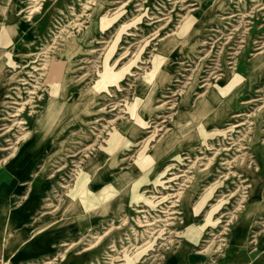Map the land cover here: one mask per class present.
<instances>
[{
    "label": "rangeland",
    "instance_id": "obj_1",
    "mask_svg": "<svg viewBox=\"0 0 264 264\" xmlns=\"http://www.w3.org/2000/svg\"><path fill=\"white\" fill-rule=\"evenodd\" d=\"M259 4L264 0H0V119L6 118L0 129L11 127L8 139L47 133L43 141L52 145L50 153L76 155L60 162L59 168H68L69 172L58 177L68 188L57 194V203L53 204L57 211L78 205L79 194L71 192L83 184L100 207L95 230L87 233L86 225L66 243L90 235L85 241L41 258H18L23 245L15 241L8 248L7 232L12 229L0 223V264H45L54 258V264H108L106 256L116 253L125 255V264H180L193 254L198 259L192 264H222L237 250L251 256L250 262L261 260L264 49L255 50L253 42L264 38V11H258ZM204 7L208 12L203 13ZM232 14L237 16L230 17ZM203 41L207 42L204 46ZM35 59L42 60L37 62L42 65L34 68L36 64L30 62ZM229 62H235L238 70ZM162 68L167 70L163 73ZM216 70L219 77L209 78ZM17 72L20 77H16ZM20 78L27 85L21 86ZM202 79H211L205 88L196 84ZM144 87L146 91L141 92ZM11 88L17 90L12 91L16 104L4 106L5 90ZM206 91L217 100L212 95L205 97ZM169 99L172 109L171 105L156 109ZM13 112L20 116L7 117ZM19 120L23 126L18 125ZM237 123L243 125L233 130L234 142L223 140L222 132ZM161 141L166 146L159 149ZM8 144L0 143V166L8 162V168L15 169L10 189L15 184L30 186L41 161L31 160L26 169L16 167L18 157H9L14 149L1 151ZM156 149V157H151ZM196 150L203 160L192 166L196 160L192 156L178 165V157H189L188 153ZM171 163L178 165V174L185 175L173 188H187L172 208L175 214L159 223L157 229H164V234L155 237L151 233L154 231L140 227L142 215L136 212L150 209V222L158 214L157 209L151 210V201L172 192L165 189L162 173ZM244 180L248 182L242 183ZM247 185L251 188L244 189ZM26 187L23 193L14 194L16 197L8 195L13 197L8 210L17 208L28 193ZM17 188L16 192L23 191ZM33 188L42 196L35 182ZM165 205L170 208L169 203ZM56 207L37 209L16 228L17 232L29 230ZM224 213H232L235 221L245 220L247 245L238 247L234 243L233 223L224 226L232 217L221 218V223L211 226ZM62 223L83 226L79 221ZM108 230L99 242L94 238ZM185 232L193 244L181 252L180 245L189 240ZM253 241L261 242V251H256L255 243L250 244ZM91 244L95 246L82 252ZM111 246L116 247V253L110 252ZM64 253L66 259L61 260Z\"/></svg>",
    "mask_w": 264,
    "mask_h": 264
},
{
    "label": "bare ground",
    "instance_id": "obj_2",
    "mask_svg": "<svg viewBox=\"0 0 264 264\" xmlns=\"http://www.w3.org/2000/svg\"><path fill=\"white\" fill-rule=\"evenodd\" d=\"M239 1V0H238ZM254 1V0H253ZM92 3V2H91ZM29 5H32V4H29ZM85 5V4H84ZM99 5V4H98ZM100 6V5H99ZM98 7V6H97ZM257 8H259L258 11H264V4H259L256 6ZM35 8V7H34ZM147 8V7H146ZM32 9V8H31ZM121 10V9H120ZM208 8H205L204 7V11L203 13H206L208 12ZM225 10H229V7H226ZM194 11V10H193ZM107 12V11H106ZM109 13V12H108ZM163 13V12H162ZM234 13V12H233ZM225 14V13H223ZM229 14V13H228ZM109 15V14H108ZM239 15V14H238ZM30 16V15H29ZM237 14H232L230 17H236ZM187 17V16H186ZM189 17V16H188ZM191 17V15H190ZM135 18V17H134ZM195 18V17H194ZM224 19H228L229 16L227 17H223ZM187 20V19H186ZM159 21V20H157ZM156 21V22H157ZM103 22V21H102ZM104 23V22H103ZM183 23V22H182ZM205 23H209V22H205ZM204 24V22L202 23ZM234 24V23H233ZM181 25V24H180ZM104 27V26H103ZM106 29V28H105ZM133 29V28H132ZM127 30V29H126ZM129 30V29H128ZM188 31V30H187ZM217 31H215L216 33ZM157 33V32H156ZM218 33V32H217ZM228 33V32H227ZM132 34V33H131ZM55 36V35H54ZM114 36V35H113ZM184 36V35H183ZM92 37V36H91ZM72 38V37H71ZM93 38V37H92ZM120 38V37H119ZM66 39V38H65ZM83 39V38H82ZM257 39H261L260 41L258 40H255L253 41L254 44H255V50H262L264 49V41H263V37H258ZM146 40V39H145ZM149 41V40H148ZM252 41V40H250ZM249 41V43H250ZM67 42V41H66ZM31 43V42H30ZM69 43V42H68ZM70 44V43H69ZM207 42L206 41H203L201 43L202 46L206 45ZM109 45V44H108ZM122 45V44H120ZM235 46V45H234ZM66 47V46H65ZM71 47V46H70ZM94 48V47H93ZM107 48V47H106ZM211 49V48H210ZM189 50V49H188ZM3 51V50H2ZM10 51V50H9ZM105 51V50H104ZM74 52V51H73ZM64 53H66V50L64 51ZM136 53V52H135ZM62 54V53H61ZM132 54V53H131ZM35 55V54H34ZM60 55V54H59ZM72 55V54H71ZM30 55H28L29 57ZM70 56V55H69ZM1 57V56H0ZM133 57V56H132ZM211 58V57H210ZM91 59V58H90ZM145 59V58H144ZM231 59V58H230ZM38 61H42V60H33L31 61L30 63L31 64H36L34 65L33 67L34 68H37L39 66H41L42 64H37ZM163 62V61H162ZM92 63V62H91ZM113 63V62H112ZM235 63V62H234ZM233 62H229L228 64L230 65H233V67L237 68L238 65L234 64ZM69 64V63H68ZM72 64V63H71ZM122 64V63H121ZM6 66V65H5ZM64 66V65H63ZM27 66H24L23 68H25ZM123 67V66H122ZM18 68V66H17ZM96 68V67H95ZM130 69V68H129ZM12 70V69H11ZM167 69L165 68H162L161 69V72L164 73V71H166ZM238 70V68H237ZM47 71V70H46ZM158 71V70H157ZM185 71V70H184ZM217 71L219 70H216V71H213L210 75L209 78L211 79H217L219 77V75L217 74ZM140 73V72H139ZM126 74V73H125ZM16 77H20V72H17L16 73ZM185 75V74H184ZM188 75V74H187ZM186 75V76H187ZM140 77V76H139ZM22 78V77H21ZM18 79L19 82H21V86H24V85H27V82L25 81V79ZM181 78V77H179ZM211 79H202L200 82H197L196 84H201L200 88H205L208 86V82L211 80ZM54 80V79H53ZM53 80L51 79V81L49 82H53ZM132 81V80H131ZM175 82H177L178 80H174ZM55 83V82H54ZM128 83V82H127ZM146 83V82H145ZM203 83V84H202ZM32 84V83H30ZM144 84V83H143ZM154 84V83H153ZM34 85V84H33ZM142 85V84H141ZM180 85V84H179ZM237 85V84H236ZM226 86V85H225ZM16 87V86H15ZM150 89V86L148 85L147 86V91ZM27 88V87H26ZM216 88V87H215ZM22 89H25V88H22ZM21 89V90H22ZM49 89V88H48ZM2 91H4V89H1ZM14 91V93H16V89L15 88H11L9 90H5L7 94H5L4 96V99L7 100L3 103L4 106H7V105H15L16 103H14V98L12 97L13 95L15 96L14 93H12V91ZM195 90V89H194ZM32 91V90H31ZM143 91H146V87H144V89H142L141 92ZM173 91V90H172ZM199 91V90H198ZM218 91V90H217ZM231 91V90H230ZM152 92V90H151ZM219 92V91H218ZM48 93V92H47ZM53 93V92H52ZM103 93V92H102ZM82 94V93H81ZM147 94V93H146ZM161 94H163L161 92ZM36 95V94H35ZM175 94H172V96H174ZM205 97H209L210 95L214 96L213 99L214 100H217V97H215V95L211 94L210 91H206V93L204 94ZM29 96V95H28ZM109 96V95H108ZM147 96V95H145ZM164 99H167L168 97H166L165 95H161ZM223 96V94H222ZM96 97V96H95ZM80 98V97H79ZM133 98V97H132ZM149 98V97H148ZM12 100V101H10ZM90 100V99H89ZM92 100V99H91ZM16 101V100H15ZM138 101V100H137ZM253 102H256V101H259V100H252ZM21 102V101H20ZM79 102V101H78ZM90 102V101H89ZM108 102V100H107ZM145 102V101H144ZM127 103V102H126ZM136 103V101H135ZM158 103V102H157ZM52 104V103H51ZM81 104V102H80ZM259 104V103H258ZM47 105V104H46ZM167 105H171L170 106V109H172L173 107V101L171 99L169 100H166L163 104H161L160 106H158L156 109L159 111L160 108H163L164 106H167ZM78 106V105H77ZM92 106V104H91ZM146 106V105H145ZM15 107V106H14ZM21 107V106H20ZM18 107V108H20ZM47 107V106H46ZM76 107V106H75ZM113 107V106H112ZM11 108V106L7 107V109ZM13 108V107H12ZM17 108V109H18ZM148 108V107H147ZM220 108H222L220 106ZM61 109V108H60ZM65 109V108H64ZM49 110V109H48ZM47 110V111H48ZM58 110V109H57ZM125 110V109H124ZM149 110V108H148ZM46 111V110H45ZM16 112H20L19 110H17ZM57 112V111H56ZM70 112V111H69ZM137 112V111H136ZM148 112V111H147ZM14 113V112H13ZM72 113V112H71ZM80 113V112H79ZM94 113V112H92ZM189 113V112H188ZM161 114V113H160ZM163 114V113H162ZM197 114V113H195ZM85 115V114H84ZM20 116L18 113H14L12 116L11 114L9 113L7 115V117H18ZM109 116V115H108ZM241 115H234L233 117L236 118V117H239ZM75 117V116H73ZM112 117V116H111ZM194 117V116H193ZM72 118V117H71ZM109 118V117H108ZM114 118V117H113ZM6 118H2L0 119V123L2 121H5ZM10 119V118H9ZM54 119V118H53ZM52 119V120H53ZM70 119V118H69ZM106 119V118H105ZM59 120V119H58ZM145 121V120H144ZM99 123V122H98ZM17 124V123H16ZM18 125H24V123L22 121L19 120L18 122ZM152 125V124H151ZM199 125V124H198ZM243 124L242 123H237V124H231V126H229V128L225 129L224 132H222L223 134V140H232V142H234V136L232 135L233 133V130L234 129H237L239 128L240 126H242ZM25 127V126H24ZM95 127V126H94ZM156 128V127H155ZM204 129V128H203ZM25 129H23L24 131ZM27 130V129H26ZM25 130V131H26ZM115 130V129H114ZM0 131H3L2 134H0V143H6V142H9V146L4 148L3 150L1 151H7V150H10V149H14L13 153L10 154V158H16L18 157L17 161H16V167H21V168H24L26 169L28 166H29V163L31 160L33 159H38V161H41L42 165H40L39 167H37V169H39L38 172H33V175L32 177L34 178V180L37 178V180H33L32 184L29 186L28 183H23L19 188H17L18 190H25V187L28 186V193L22 198V200L19 202L17 208L15 210H8V204L11 200V198L13 197H16L15 195L13 197H9L8 194L6 193V191L8 189H10V187L12 186L11 182H12V172H13V169H9L8 168V162L5 163V165H1L0 166V223H3L4 225L6 224L8 226V229L11 228V229H16L17 226L21 225L27 218H29L31 215H33V213L35 212V210H37L36 208L37 207H40L41 209H46V207H56V206H53V204L57 203L56 202V197H58V193H61L63 190L67 189V185H65V183L63 182V180H60V178H58L60 175H63V173H68L69 170L68 168H59L60 165V162H63L65 161L67 158H70L72 159L73 157H75L76 155H63V157L61 156V154H59V157L58 154L56 153H50V151L52 150V145L51 144H47L46 141H43L44 140V137H46L47 133H42V132H38L34 135H32L31 137H27V134L23 135L22 137L20 138H14V137H11V139H8L7 137H10V131H11V127H4V128H1ZM22 131V132H23ZM72 131V130H71ZM108 131V130H107ZM158 131V130H157ZM246 131V130H245ZM203 132V130H202ZM212 132V131H211ZM96 133V132H95ZM152 135V134H151ZM105 136V135H104ZM108 138V137H107ZM124 139V138H123ZM104 140V139H102ZM131 140V139H130ZM1 141H4V142H1ZM15 141V142H14ZM121 141V140H120ZM228 142V141H227ZM84 144V143H83ZM13 145V146H12ZM18 145V146H17ZM178 145V144H177ZM3 146V145H2ZM1 146V147H2ZM100 146V145H99ZM166 146V143H164V141L161 143H159L158 147L159 149H162V147L164 148ZM202 145H200L201 147ZM16 147V148H15ZM102 147V146H101ZM121 147V146H120ZM119 147V148H120ZM206 147H208V145H206ZM219 147V146H218ZM223 147V146H222ZM225 147V146H224ZM141 148V147H140ZM139 148V150H140ZM209 149H211L212 147H208ZM158 149V148H157ZM154 150V152L151 154V157H156V154L159 152L158 150ZM238 149V148H237ZM113 150V148H112ZM110 150V151H112ZM195 150V149H194ZM25 152L23 154V157H19L20 155V152ZM134 151V150H133ZM138 151V150H137ZM202 151V150H201ZM244 151V150H243ZM203 152V151H202ZM216 152V151H215ZM196 153H199V151H193L192 153H188V156L189 157H186L187 155L186 154H182V155H185V157L183 158H179L178 157V160H177V163L178 165H180V162L182 161H186L188 160L190 157L192 158V156L195 157V161L193 162L192 166L198 164L201 160H203V157H198ZM139 154L140 155H143V152L142 151H139ZM138 155V156H140ZM8 157V158H9ZM174 157V156H173ZM176 157V156H175ZM7 158V159H8ZM41 158H43V160H41ZM234 158V157H233ZM114 160V159H113ZM74 161V160H73ZM79 161V160H78ZM67 162V160H66ZM109 163H112V162H109ZM170 163V162H168ZM28 165V166H26ZM77 165V164H76ZM140 165V164H139ZM178 165H175L173 163L167 165L163 172L165 175L164 177V182L163 184H167L165 186V189H169V191H172L171 193H167L166 195H161L159 197H154L152 198V201H151V210H154L156 211L157 209V212L158 214H156L152 219V221L150 222V209L147 211H145L144 209H139L137 210L136 213H139L140 215H142V218L143 221H138V224L140 225V227L142 228H145V231L146 230H149V231H154L151 232L152 234H155V237H159L160 235L164 234V229L161 230L160 229H157L158 228V225L159 223L161 222H164L163 219L164 217L167 218V216H170V215H173L175 214V211H172V208L174 209V204L176 202H180V199L182 197V194H183V191L185 188H178V189H174L173 187H175V185H179L178 183V180L180 181V179L183 177H185V175L183 173H180L178 174V172H181V171H178V170H175V167ZM226 165V164H225ZM80 166V165H79ZM94 166V165H93ZM123 166V165H122ZM75 167V166H74ZM140 167V166H139ZM184 167V166H183ZM205 167V166H204ZM71 168V167H70ZM73 169V168H72ZM206 170V168H205ZM177 171V172H175ZM74 172V171H73ZM51 173V174H49ZM85 173V172H84ZM141 173V172H140ZM80 174V173H79ZM78 174V175H79ZM241 174V173H240ZM86 175V174H85ZM84 177V176H83ZM226 177V176H225ZM59 179L60 181L62 182H56V180ZM70 179V178H69ZM191 179V178H190ZM243 179V178H241ZM67 180V179H66ZM189 180V179H188ZM217 180V179H216ZM58 181V180H57ZM83 181V180H82ZM182 181V179H181ZM215 181V180H214ZM222 180H220V183H221ZM234 181V180H233ZM241 181V180H240ZM34 182L36 184V186H40L41 190L43 191V194L42 196H39V193L38 191L36 192L33 188L34 186ZM81 182V181H79ZM245 182H248V180H244L242 181V183H245ZM53 183H56V186L53 184ZM182 183V182H181ZM180 183V184H181ZM219 183V182H218ZM73 184V183H72ZM170 184V185H169ZM216 184V183H215ZM223 184V183H222ZM182 186V185H181ZM27 188V187H26ZM76 190L75 192L73 191V189H69L72 190L73 192H71V194L73 193H77L79 194V197H78V205H76L75 207H72L71 209L68 208V211H65L61 208V210L57 211V208H55L54 211L52 212H55V216H48L46 215L45 217H43V220H42V223H36L35 224V227H34V230H38L40 233L42 232H45L43 235H41L40 238H38L36 240V242L34 243V247L39 250L40 252H43V253H46V255L48 254H51L53 252H58V251H63V249L65 247H69V249H72L74 248L78 243L80 242H83L86 240V238H88L89 236L88 235H85V236H79L80 239H78L76 242H72V243H66L67 241H71V237L72 236H76V232L75 230L78 229L79 227L75 226V227H72L71 225L69 224H63L62 221H65V220H72V217L71 215L72 214H75L77 213L78 215H81L82 213H84V209L85 210H89V194L90 193V188L87 187L86 185H81L80 187H74ZM247 188H251L250 185H247L244 189H247ZM145 190V189H144ZM210 190V189H209ZM138 191V190H137ZM162 191V190H161ZM208 191V190H207ZM244 191V190H243ZM242 191V192H243ZM65 192H68V191H65ZM206 192V191H205ZM149 194V193H148ZM216 194V193H215ZM231 194V193H230ZM252 195H250L249 197H254V193H251ZM146 195V194H145ZM142 196V195H141ZM92 197V196H91ZM143 197V196H142ZM222 197V196H221ZM248 197V196H247ZM246 197V198H247ZM62 198V197H61ZM201 198V197H200ZM69 199V198H68ZM168 202V200H170ZM172 199H175V201H173ZM218 199V198H217ZM91 201V200H90ZM139 202V201H138ZM240 202V201H239ZM165 203H169L170 204V208H167V206L165 205ZM210 203V202H209ZM208 203V204H209ZM216 203V202H215ZM93 204V203H92ZM96 204V203H95ZM101 204V203H100ZM219 204V203H218ZM103 207V205H101ZM135 206V205H134ZM193 206V205H192ZM204 207V206H203ZM236 207V206H235ZM234 207V208H235ZM238 207V206H237ZM60 208V207H59ZM104 208V207H103ZM134 208V207H133ZM228 208V207H227ZM98 209V208H97ZM105 209V208H104ZM229 209V208H228ZM160 210V211H159ZM167 210V211H166ZM62 211V212H61ZM172 211V212H170ZM177 211V210H176ZM221 211V210H220ZM170 212V213H169ZM225 212V211H224ZM99 212H93V217L90 218L89 220V223L90 226L88 229H86V232L87 233H90L92 231L95 230V222H97V215H98ZM164 213H166V215H163ZM169 213V214H167ZM209 213V212H207ZM44 215V214H43ZM136 215V214H135ZM119 216V215H118ZM216 216V215H215ZM226 216H228V218L230 219V217H232V213H224L223 215H220V217L218 219H215L213 222H211V226H215L216 223H221L219 219L221 218H225ZM207 217V216H206ZM205 217V218H206ZM58 218V220H57ZM59 218H62V219H59ZM170 218V217H169ZM238 218V217H237ZM138 219V218H137ZM147 219V220H145ZM170 220V219H169ZM226 220V219H225ZM121 221V220H120ZM124 221V220H123ZM235 221V218L232 217L230 219V221H228V223H226L224 226H230V224L232 225V223L235 225V228L239 227L240 229L243 227V225H245V220L243 218L241 219H236ZM260 221V220H259ZM79 222H83L85 223V221H81L79 220ZM123 223V222H122ZM73 224V222H72ZM74 224H75V221H74ZM162 225V224H160ZM199 225V224H198ZM112 226V225H111ZM165 226H168V225H165ZM201 226V225H200ZM54 227V229H56L57 231L56 232H52L53 230H51L50 228ZM201 228V227H200ZM235 228L233 229V233H234V230ZM48 229V230H47ZM80 229H83V226L80 228ZM107 229V228H106ZM110 230H112V228H110ZM108 230L106 233H104L101 237H94L95 239H97V241L99 242V240H101L105 235L108 234V232L110 231ZM168 230V229H167ZM18 231V230H17ZM51 231V232H49ZM170 231V230H169ZM206 231V230H205ZM224 231H226L224 229ZM10 232V231H9ZM38 232V233H39ZM81 232V231H80ZM157 232H159L157 234ZM18 234H21L23 235L24 238L27 237V232L26 231H20V232H17ZM182 233V232H181ZM246 232H243L242 233V236L240 237V242L237 244L238 246L239 245H242V246H245L247 245L245 243V237H246ZM95 234V233H94ZM150 234V233H149ZM223 232L220 233V235H222ZM7 236V235H6ZM93 236V235H92ZM184 236L186 237L187 236V239L189 240H184L183 243L180 245V248L179 250H181L182 252V249H189L190 246L193 244L192 242V238L191 236L189 235V233L185 232ZM210 236H212V234H210ZM163 238V237H162ZM3 239L1 233H0V241ZM172 239V238H171ZM24 239H22L23 241ZM52 240H55V241H58V244L54 245L53 247H50L49 246V242H51ZM170 240V239H169ZM144 241V240H143ZM159 241V240H158ZM163 241V240H162ZM168 241V240H167ZM199 241V240H198ZM98 242H95V243H98ZM161 242V241H160ZM150 243V242H149ZM256 244V251H260L261 250V242H251L250 244L253 245V244ZM208 244V243H207ZM148 245V244H147ZM95 246V244H91L89 247L90 248H86L85 250H82V252L84 251H87L88 249H91ZM217 246V245H216ZM8 247V245H7ZM62 248V249H60ZM206 248V247H205ZM219 248V247H218ZM68 249V250H69ZM140 249V248H139ZM138 249V250H139ZM67 250V251H68ZM66 251V252H67ZM124 251V250H123ZM156 251V250H155ZM65 252V253H66ZM112 253H116V247L115 246H111V251ZM150 252V251H149ZM65 253L60 257L61 260H64L66 259V256H65ZM122 253V252H121ZM127 253V252H126ZM129 253V252H128ZM213 253V252H212ZM230 253H226V255H228ZM146 255V254H145ZM123 256L125 255H121V254H113V255H107L106 259L109 261L108 264H125L123 261ZM131 256V255H130ZM144 257V256H143ZM152 258V257H151ZM142 259V258H141ZM198 259V256H196V254H193V255H190L188 257H186L184 260H182L180 262V264H192V262L194 260ZM47 260V259H46ZM57 261L55 258L53 260H48L45 262V264H54L52 262H55ZM123 262V263H121ZM35 264V263H34Z\"/></svg>",
    "mask_w": 264,
    "mask_h": 264
},
{
    "label": "crops",
    "instance_id": "obj_3",
    "mask_svg": "<svg viewBox=\"0 0 264 264\" xmlns=\"http://www.w3.org/2000/svg\"><path fill=\"white\" fill-rule=\"evenodd\" d=\"M14 171H15V169L13 170V172H12V174L14 173ZM17 171V170H16ZM22 172H23V170H22ZM14 174H16V173H14ZM19 188L20 186H18V185H16L15 184V186H13L11 189H9V190H7L6 191V193L9 195V196H12V195H14V194H17V193H23L25 190H23V191H20V192H16L15 191V189L16 188ZM88 194H90V197H89V204L90 205H88L89 206V210L87 211V210H85L84 209V213H82L81 215H78L77 213H75V214H72L71 215V217H72V219H73V221H75L76 223H77V221H79V220H81V221H85V223H83V227H85L86 225H87V227H89L90 226V224L91 223H89V220H90V218L91 217H93V212H99L100 211V207H99V203H97L96 201H94L95 199H94V197H91L92 195H91V192L90 193H88ZM94 199V200H93ZM91 200V201H90ZM93 203V204H92ZM96 203V204H95ZM67 205H69V204H67ZM70 206V205H69ZM72 207V204H71V206L69 207V208H71ZM98 208V209H97ZM36 209H38V210H42L40 207H37ZM63 209V208H62ZM15 210V209H14ZM38 210H35V212L33 213V215L36 213V211H38ZM64 210V212L65 211H68V208L67 209H63ZM96 210V211H95ZM102 210H104V209H102ZM62 212V211H61ZM85 212H87V213H90V215H87V213H85ZM51 213H53V212H47V213H44L45 215H48V216H53V215H51ZM102 213V212H101ZM100 214V213H99ZM33 215H31V216H33ZM84 215H87V216H85V217H83ZM31 216L29 217V218H31ZM55 216V215H54ZM28 219V218H27ZM26 219V220H27ZM59 219H62V218H59ZM42 220H43V218H41L38 222H36V223H42ZM57 220H58V218H57ZM59 221V220H58ZM25 222V221H24ZM23 222V223H24ZM35 223V224H36ZM35 224L33 225V227L32 228H30L29 230H27L26 232H27V234L29 233L30 235L29 236H27L26 238H24L23 237V235H21V234H18L17 233V230L15 229H12V231H11V233L10 232H7V234H8V236H9V238L10 239H8L7 241V245H8V248H10V247H12L13 246V243L15 242V241H18L21 245H23V250L18 254V258H26V257H32V258H41V257H44V256H48V255H46V253H43V252H40L39 250H37L35 247H34V243L36 242V240L38 239V238H40L41 237V235H43L45 232H42V233H40L38 230H35V231H33L34 230V227H35ZM244 226L245 225H243V227L240 229L239 227H237V228H235V230H234V232H235V235H233V237H234V243L236 244V246H238L237 244L240 242V237L241 236H236L237 235V232L238 233H241L240 235H242V233L243 232H246L245 230L243 231V229H244ZM18 227V226H17ZM51 230H53L54 229V227H52V228H50ZM236 229H237V231H236ZM48 230V229H47ZM81 229H80V227L78 228V229H76L75 230V232L77 233V232H79ZM57 230L56 229H54L52 232H56ZM243 231V232H242ZM24 232V231H23ZM39 232V233H38ZM49 232H51V231H49ZM14 233V234H13ZM73 237V236H72ZM72 237H71V239H72ZM22 239H24L23 241H22ZM58 242H59V240L58 241H51V242H49V246L50 247H53L54 245H56V244H58ZM10 246V247H9ZM240 246V245H239ZM238 246V247H239ZM262 245H261V249H262ZM261 251V250H260ZM240 257H239V256ZM230 260H228V261H225L224 263H222V264H264V253H263V255H261V260L260 261H258V262H250V260H251V256H246L245 255V253H240L239 252V250H237L236 252H234V253H232V254H230ZM78 262V261H77Z\"/></svg>",
    "mask_w": 264,
    "mask_h": 264
}]
</instances>
